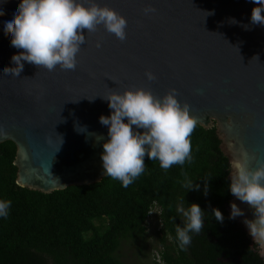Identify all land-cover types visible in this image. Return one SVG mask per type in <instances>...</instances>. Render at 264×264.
Segmentation results:
<instances>
[{
  "label": "water",
  "instance_id": "obj_1",
  "mask_svg": "<svg viewBox=\"0 0 264 264\" xmlns=\"http://www.w3.org/2000/svg\"><path fill=\"white\" fill-rule=\"evenodd\" d=\"M95 2L126 18V40L100 26L87 34L75 70L50 72L23 62L17 78L0 71V145L10 141L17 148L18 186L50 194L107 177L101 154L108 128L99 117L112 110L100 96L136 88L156 97L176 89L197 125H216L229 164L241 158L242 149L249 154V168L264 161V26L250 22L258 5L250 0ZM19 3L0 0V68L15 67L11 57L23 51L11 46L4 27ZM149 6L156 12L145 15L143 9ZM146 72L156 79L149 81ZM79 126L87 132H77ZM88 133L104 140L97 142ZM232 203L244 212L234 220L253 242L243 223L254 219L253 209L233 196L226 205L229 216Z\"/></svg>",
  "mask_w": 264,
  "mask_h": 264
},
{
  "label": "trees",
  "instance_id": "obj_2",
  "mask_svg": "<svg viewBox=\"0 0 264 264\" xmlns=\"http://www.w3.org/2000/svg\"><path fill=\"white\" fill-rule=\"evenodd\" d=\"M190 139L191 163L164 170L146 155L144 173L127 188L107 176L50 194L16 184L17 148L10 141L1 144L0 200L12 204L9 216L0 218V264H125L118 256L121 246L146 238L153 212L161 226L155 264H264L254 242L229 219L231 168L216 127L197 125ZM185 174L200 184V191L183 187ZM182 201L186 209L196 203L205 212L204 227L199 234L190 233L186 250L179 247L175 231L186 222L176 212ZM213 209L221 211L223 223L214 219Z\"/></svg>",
  "mask_w": 264,
  "mask_h": 264
},
{
  "label": "clouds",
  "instance_id": "obj_3",
  "mask_svg": "<svg viewBox=\"0 0 264 264\" xmlns=\"http://www.w3.org/2000/svg\"><path fill=\"white\" fill-rule=\"evenodd\" d=\"M250 2L258 5L252 9L251 24L264 26V0ZM143 12L149 15L155 13L156 9L149 6ZM230 22L238 23L235 19ZM100 26L120 41L127 38L126 18L108 6H100L95 0H20L12 14L5 19L4 27L12 37L11 46L23 51L11 57L15 67H2L0 71L5 76L17 78L24 69L23 62L50 72L57 68L75 70L77 56L87 42V34L96 32ZM101 46L98 41L96 47ZM145 75L149 81L156 79L151 72ZM178 95L176 89H171L163 97H156L151 91L136 88L123 94L111 92L107 96H100L112 110L109 116L99 117V123L108 128L107 142L102 144L101 154L104 176L121 181L122 186L127 188L144 173L146 155L151 161L158 160L164 170L173 165L191 163L190 137L198 120L190 115V105H181ZM76 131L85 133L87 128L79 126ZM88 135L95 136L97 142L104 140L103 135ZM240 157L230 161L229 190L234 197L253 209L254 219H245L243 223L253 239L257 254L264 258V161L252 169L247 166L249 154L246 150H241ZM207 181L204 183V196L209 191ZM183 187L187 191L201 190L200 184L194 183L186 174ZM11 204L10 200H0V218L9 216ZM189 205L186 209L182 201L176 206V212L186 221L175 229L181 250H186V246L190 245V233L199 234L205 223V212L201 207L196 203ZM230 208L229 219L244 216L235 203ZM212 216L223 223L224 217L219 209H213Z\"/></svg>",
  "mask_w": 264,
  "mask_h": 264
},
{
  "label": "rangeland",
  "instance_id": "obj_4",
  "mask_svg": "<svg viewBox=\"0 0 264 264\" xmlns=\"http://www.w3.org/2000/svg\"><path fill=\"white\" fill-rule=\"evenodd\" d=\"M214 126L216 127V125ZM155 216L156 213L153 212L145 239L138 243H123L118 252L122 262L125 264H155V262H159L160 247L158 245L157 232L161 226Z\"/></svg>",
  "mask_w": 264,
  "mask_h": 264
}]
</instances>
